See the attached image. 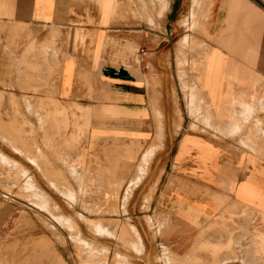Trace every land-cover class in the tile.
<instances>
[{
  "label": "rangeland",
  "instance_id": "1",
  "mask_svg": "<svg viewBox=\"0 0 264 264\" xmlns=\"http://www.w3.org/2000/svg\"><path fill=\"white\" fill-rule=\"evenodd\" d=\"M123 1L121 13L112 15L120 13L117 19L129 18L137 23L131 28L147 31L148 56L153 59L143 60L146 50L138 45L136 67L149 69L146 86L167 104L171 143L179 128L177 117L187 111L181 101L186 103L189 97L177 77V59L189 80L196 66L213 76L221 65L218 51L211 47L234 50L224 42L237 29L241 8L233 6L232 14L238 17L229 27L223 21L228 15L225 0H202L203 7L211 10L204 25L191 13L192 0H164L163 12H157L158 6L146 11L151 5L143 0ZM249 1L264 16V0ZM259 43L246 32L237 45L244 49L243 55L256 46L243 58L247 72L257 69L258 99L264 98V50ZM54 46V39L40 43L30 38L20 58L11 57L16 68L9 79H0V264H264L261 211L233 203L202 221L196 215L190 224L176 221L171 207L178 205L173 197L154 203V179L161 175L155 171L156 162L127 193L144 150L130 163L113 155L111 141L101 151L86 146L90 113L88 118L85 113L90 108L58 100L50 55L40 81L32 74L43 60L47 63L40 48L53 51ZM201 105L209 111V102ZM219 115L218 119L224 116ZM196 124L197 131L230 139L215 128ZM45 249L50 256L39 258Z\"/></svg>",
  "mask_w": 264,
  "mask_h": 264
},
{
  "label": "crops",
  "instance_id": "2",
  "mask_svg": "<svg viewBox=\"0 0 264 264\" xmlns=\"http://www.w3.org/2000/svg\"><path fill=\"white\" fill-rule=\"evenodd\" d=\"M157 1L143 0L146 6L151 5L145 10L153 12L158 6L157 12H163L165 1ZM225 2L228 15L223 21L229 27L238 17L232 14L233 6L242 12L237 29L224 42L234 50L211 47L218 51L221 67L210 77L207 68L196 66L192 78L187 79L177 59V77L189 90V97L186 103L181 101L187 111L177 117L180 126L177 124L171 143L167 104L146 86L144 78L149 76V69L136 67L138 45L146 50L143 60L153 59L148 56L147 31L131 28L137 23L129 18H116L125 4L123 0H0V79H9L16 68L11 57L20 58L22 46L30 38L40 43L54 39L53 51L43 47L39 52L46 62L50 55L56 69L53 81L58 100L90 108L85 113L86 117L90 113L86 146L101 151L111 141L113 155L130 163L144 150L135 175L129 179L127 193L142 181L150 163L156 162L155 171L160 170L161 175L159 180L154 179V203L173 197L174 205H178L171 207L176 221L190 224L196 216L202 221L233 203L264 213V98L256 97L260 92L257 69L245 70L249 66L244 58L254 53L256 46L244 55V49L239 48L248 32L264 50V16L249 0ZM115 5L119 9H113ZM203 5L205 1L192 0L191 13L195 12L204 25L211 10ZM117 11L120 13L113 16ZM151 21L153 27L158 26L153 16ZM44 61L40 70L32 73L34 80L40 81L45 75L49 65ZM205 101L210 104L209 111L201 105ZM218 114H224L223 118L218 119ZM196 122L230 135V139L197 131ZM170 175L175 177L171 181ZM48 251L39 252V258L47 259Z\"/></svg>",
  "mask_w": 264,
  "mask_h": 264
},
{
  "label": "bare ground",
  "instance_id": "3",
  "mask_svg": "<svg viewBox=\"0 0 264 264\" xmlns=\"http://www.w3.org/2000/svg\"><path fill=\"white\" fill-rule=\"evenodd\" d=\"M199 33H200V32H199ZM201 57H202V56H201ZM183 77H184V76H183ZM185 83H186V82H185ZM198 104H199V101H198ZM199 111H200V110H199ZM207 119H208V117H207ZM203 122H204V121H203ZM160 123H161V122H160ZM178 125H179V124H178ZM225 125H226V124H225ZM226 127H227V126H226ZM226 127H225V128H226ZM221 128H222V127H221ZM217 129H218V128H217ZM224 130H225V129H224ZM226 130H227V129H226ZM230 131H231V130H230ZM150 197H151V196H150ZM150 199H151V198H150ZM220 223H221V222H220ZM99 225H100V224H99ZM103 228H104V227H103ZM98 229H99V228H98ZM101 229H102V228H101ZM99 231H100V230H99ZM99 231H98V232H99Z\"/></svg>",
  "mask_w": 264,
  "mask_h": 264
}]
</instances>
